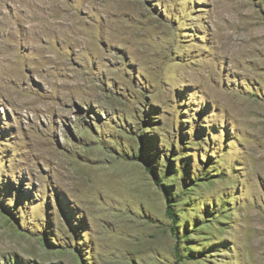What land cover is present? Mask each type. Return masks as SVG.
Listing matches in <instances>:
<instances>
[{
	"label": "rangeland",
	"instance_id": "374dc122",
	"mask_svg": "<svg viewBox=\"0 0 264 264\" xmlns=\"http://www.w3.org/2000/svg\"><path fill=\"white\" fill-rule=\"evenodd\" d=\"M0 264H264V0H0Z\"/></svg>",
	"mask_w": 264,
	"mask_h": 264
},
{
	"label": "trees",
	"instance_id": "16d2710c",
	"mask_svg": "<svg viewBox=\"0 0 264 264\" xmlns=\"http://www.w3.org/2000/svg\"><path fill=\"white\" fill-rule=\"evenodd\" d=\"M158 183V181H157ZM167 215L171 218V213L169 211H167Z\"/></svg>",
	"mask_w": 264,
	"mask_h": 264
}]
</instances>
